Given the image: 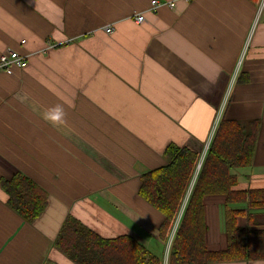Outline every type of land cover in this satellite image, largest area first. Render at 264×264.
<instances>
[{
  "label": "crops",
  "instance_id": "1",
  "mask_svg": "<svg viewBox=\"0 0 264 264\" xmlns=\"http://www.w3.org/2000/svg\"><path fill=\"white\" fill-rule=\"evenodd\" d=\"M151 2L0 0V54L11 47L29 61L0 71V179L22 173L48 193L29 222L0 186V264H76L54 246L69 215L163 258L165 218L139 194L141 175L168 163L171 144L202 153L222 116L259 122L238 188H264V0H178L154 12ZM57 106L64 122L54 125L45 117ZM205 204L208 245L224 249L231 206L221 195ZM248 213L264 227V209Z\"/></svg>",
  "mask_w": 264,
  "mask_h": 264
},
{
  "label": "trees",
  "instance_id": "2",
  "mask_svg": "<svg viewBox=\"0 0 264 264\" xmlns=\"http://www.w3.org/2000/svg\"><path fill=\"white\" fill-rule=\"evenodd\" d=\"M259 129L257 120L243 126L222 116L203 162L201 153L171 144L165 150L168 163L141 175L139 194L163 213L165 219L159 231L165 242L191 190L170 264L264 259V227L251 224L252 214H247L248 209H264V188H238V170L254 162ZM0 186L8 196V205L24 220L33 222L45 211L48 193L30 177L22 173L1 177ZM211 195L224 196L231 206L225 212L227 246L220 250L211 249L207 241L205 198ZM243 217H247L245 227L240 224ZM54 246L77 264L163 263L161 256L134 237L104 238L72 215L64 221Z\"/></svg>",
  "mask_w": 264,
  "mask_h": 264
},
{
  "label": "built area",
  "instance_id": "3",
  "mask_svg": "<svg viewBox=\"0 0 264 264\" xmlns=\"http://www.w3.org/2000/svg\"><path fill=\"white\" fill-rule=\"evenodd\" d=\"M178 0H152L150 5V11H157L163 6H167L170 9H174ZM189 1V0H187ZM134 20L138 23H142L147 20L144 13H137L134 15ZM114 27L106 26L105 31L107 33H112ZM24 42V41H22ZM29 61L28 57L21 54L19 51L8 47L0 54V71L7 74H13L15 69H24L27 67Z\"/></svg>",
  "mask_w": 264,
  "mask_h": 264
},
{
  "label": "rangeland",
  "instance_id": "4",
  "mask_svg": "<svg viewBox=\"0 0 264 264\" xmlns=\"http://www.w3.org/2000/svg\"><path fill=\"white\" fill-rule=\"evenodd\" d=\"M208 146L204 149V151L201 153V156H200V162H203L205 156H206V153L208 151ZM200 164V163H199ZM197 172H198V169H197ZM196 172V174H197ZM195 180H196V175H194V178L192 179V186L194 185L195 183ZM191 186V187H192ZM190 192L191 190H189V192L187 193V196L184 200V203L182 204V207L180 209V212L178 214V217L176 218L175 220V223H174V226L172 227L171 231H170V234H169V238H168V241L166 242V248H165V252L163 253L162 252V255H163V263L162 264H170V256H171V251H172V247H173V243H174V240H175V237H176V233H177V230L180 226V223L182 221V214L186 208V205H187V202H188V199H189V195H190ZM237 206H240V205H237ZM89 228V227H88ZM61 252V251H60ZM62 254H64L63 252H61ZM65 255V254H64ZM66 256V255H65ZM68 259H70L68 256H66ZM71 260V259H70ZM72 262H74L73 260H71ZM75 263V262H74ZM77 264V263H76Z\"/></svg>",
  "mask_w": 264,
  "mask_h": 264
},
{
  "label": "clouds",
  "instance_id": "5",
  "mask_svg": "<svg viewBox=\"0 0 264 264\" xmlns=\"http://www.w3.org/2000/svg\"><path fill=\"white\" fill-rule=\"evenodd\" d=\"M55 112V115H51L48 116L46 115V119H49L54 125L55 124H62L63 121V117H64V111L62 109V107L57 106L55 109L51 110Z\"/></svg>",
  "mask_w": 264,
  "mask_h": 264
},
{
  "label": "water",
  "instance_id": "6",
  "mask_svg": "<svg viewBox=\"0 0 264 264\" xmlns=\"http://www.w3.org/2000/svg\"><path fill=\"white\" fill-rule=\"evenodd\" d=\"M201 163V162H200ZM199 166H200V164H199ZM199 168V167H198Z\"/></svg>",
  "mask_w": 264,
  "mask_h": 264
}]
</instances>
